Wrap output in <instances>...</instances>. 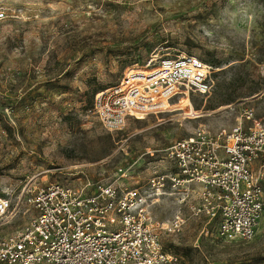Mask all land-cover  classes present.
Returning a JSON list of instances; mask_svg holds the SVG:
<instances>
[{
  "label": "rangeland",
  "instance_id": "obj_1",
  "mask_svg": "<svg viewBox=\"0 0 264 264\" xmlns=\"http://www.w3.org/2000/svg\"><path fill=\"white\" fill-rule=\"evenodd\" d=\"M0 10V197L15 211L0 235L33 215L30 187L84 175L146 186L167 166L163 149L196 128L236 126L245 108L264 123V0H0ZM174 54L211 66L210 90L108 130L96 94ZM181 207L182 231L163 236L179 264H264V217L252 239L227 241L215 220ZM177 209L171 196L153 205L162 220Z\"/></svg>",
  "mask_w": 264,
  "mask_h": 264
},
{
  "label": "built area",
  "instance_id": "obj_2",
  "mask_svg": "<svg viewBox=\"0 0 264 264\" xmlns=\"http://www.w3.org/2000/svg\"><path fill=\"white\" fill-rule=\"evenodd\" d=\"M144 67L128 70L118 84L96 94L94 110L108 130L171 109L165 103L178 96L210 90L212 67L195 55H167ZM242 117L231 128L198 127L163 149L167 166L146 186L84 175L77 184L28 188L24 202L33 215L20 229L0 235V264H179L163 236L182 231V205L215 220L224 240L252 239L264 217V123L253 108ZM132 167L121 169L120 178L129 177ZM164 196L178 206L170 220L153 213ZM12 208V200L0 197V221L14 214Z\"/></svg>",
  "mask_w": 264,
  "mask_h": 264
},
{
  "label": "bare ground",
  "instance_id": "obj_3",
  "mask_svg": "<svg viewBox=\"0 0 264 264\" xmlns=\"http://www.w3.org/2000/svg\"><path fill=\"white\" fill-rule=\"evenodd\" d=\"M183 98H188V99L190 100V98H189V97H186V96H183ZM166 102H167V101H166ZM169 103H170V102H169ZM165 105H166V106H169V108H170V106H171L170 104H167V103H165ZM139 117H140V116H139Z\"/></svg>",
  "mask_w": 264,
  "mask_h": 264
}]
</instances>
